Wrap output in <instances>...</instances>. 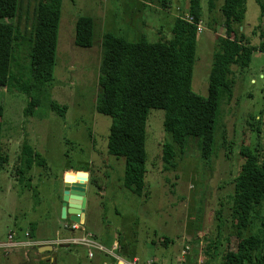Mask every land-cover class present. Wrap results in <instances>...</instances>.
<instances>
[{"label":"rangeland","instance_id":"rangeland-1","mask_svg":"<svg viewBox=\"0 0 264 264\" xmlns=\"http://www.w3.org/2000/svg\"><path fill=\"white\" fill-rule=\"evenodd\" d=\"M223 2L217 0L210 8L209 0H201V30L198 29L191 87L205 98L209 94L216 39L226 37L220 12ZM35 6L36 0H20L16 17L1 26L4 30L18 28L21 36L11 49L14 85L29 79V32ZM246 9L239 33L250 43L253 53L248 67L241 68L240 60L231 67L230 89L220 108L212 154L211 146L207 149L210 159H203L209 138L204 141L191 137L180 156L164 161L165 145L172 143L164 126L165 110L150 109L145 145L148 172L143 196L139 197L123 186L125 159L108 153L112 118L95 108L103 37L110 33L131 42L143 37L150 42L169 40L175 19L184 16L190 20L193 11L188 0H62L52 83L44 91H33L30 97L19 86L0 88V147L10 159L0 167V243L9 241L10 233L23 239L26 231H36L39 226L53 236L56 231L68 232L56 224L62 206V176L67 170L87 167L96 174V183L89 187L96 203L95 215L87 223L90 240L109 250L117 236L124 237L123 243L131 254L128 259L136 256L137 264H180L185 247H189L187 264H222L226 249L235 251L239 245L234 236L232 197L244 162L243 152L257 143V134L262 135V140L264 136V16L260 18L255 0H246ZM82 16L92 18L94 23L90 48L74 44L75 24ZM32 97L39 104L26 112ZM53 104L61 109L66 106V113L53 111ZM25 141L45 162L21 175L20 156ZM259 218L250 233L264 231V206ZM166 238L168 246L162 244ZM118 243L117 252L122 256ZM69 247L70 250H59L56 264H80L85 251L88 256L84 246ZM5 253L0 249V264H30L25 262L24 252ZM95 255L100 264H114L100 251H93V257L88 258Z\"/></svg>","mask_w":264,"mask_h":264},{"label":"trees","instance_id":"trees-1","mask_svg":"<svg viewBox=\"0 0 264 264\" xmlns=\"http://www.w3.org/2000/svg\"><path fill=\"white\" fill-rule=\"evenodd\" d=\"M19 1L0 0V88L19 86L30 97L33 91H44L54 79L62 0H36L29 32L32 44L29 79L22 85L18 82L14 85L16 79L11 73V49L21 36L18 28L4 30L1 26L6 20L16 17ZM188 1L193 11L192 18H176L169 40L150 42L143 37L131 42L110 33L103 37L98 77L100 90L95 108L98 113L112 118L108 153L125 159L123 186L139 197L143 196L148 172L145 145L149 110H165L164 126L172 143L165 145L164 161L180 156L187 139L191 137L204 141L209 138L210 143H206L203 150V159L209 160L219 125L220 108L230 89L231 67L240 60V67L246 68L251 61L253 49L244 35L239 33L247 10L246 0H224L220 12L225 21L226 37L216 39L208 96L205 98L196 94L191 83L196 62L198 24L202 21L201 0ZM255 1L262 18L264 0ZM216 2L209 0V7L213 8ZM93 35L92 18L79 17L75 24L74 44L80 48H90L93 46ZM5 76L7 79L3 78ZM38 104L37 98L32 97L26 112H32ZM52 109L64 115L67 107L61 109L53 104ZM253 120L260 122L256 117ZM2 131L0 123V144ZM210 146L211 154L207 151ZM243 156L244 162L236 176L232 197L234 236L239 240V245L235 251L226 249L222 264H264V231L250 233L254 222L260 219L259 214L264 206V136L262 140V135L257 134V143L248 146ZM9 160L0 147V167L7 165ZM44 162L31 144L23 142L19 174L29 173L34 165L39 166ZM76 171L88 172V168ZM90 183H96L92 176ZM169 242L166 238L162 244L168 246Z\"/></svg>","mask_w":264,"mask_h":264},{"label":"crops","instance_id":"crops-1","mask_svg":"<svg viewBox=\"0 0 264 264\" xmlns=\"http://www.w3.org/2000/svg\"><path fill=\"white\" fill-rule=\"evenodd\" d=\"M75 170H67L64 172L63 176L65 175V173L68 172H74ZM89 174V180L87 182V204H86V212H85V225L82 227V230L80 231H71L70 229H68V232L66 231L63 233H58L56 231V233L53 235H51L50 233H46L45 230H42L38 227V229L36 231H33L31 233V229L26 231L28 232L30 235L29 240L25 237V233H24V237L23 239H17L16 237H14V242L17 245V247L15 249H13L11 252V254H21V252L23 253L24 259L26 263H30V264H56L57 259L56 256L59 252L60 249H64V250H70L71 248L69 247V245H64L61 244L60 242H62V240L68 239L70 237H78V236H82L83 234L87 233V223L89 221L90 218H92L95 215V210H96V203L95 200H93L90 197V193H89V187L92 186L93 184L90 183V177L92 176L93 179H96V174L92 171H88L87 172ZM62 176V187H63V179ZM61 207L59 209V218L56 221V224L58 226H63L65 227L67 224H70L71 221L67 218V219H62L61 217ZM36 225H38V222L35 223ZM66 228V227H65ZM11 234V233H10ZM9 234V235H10ZM124 237L122 236H117L114 239V242H120L121 244V249H122V253L120 252V254L122 255L123 258L129 260V255L128 254V249L125 247V244L123 243ZM28 242H32L33 244H35L32 247H26V246H20V244H26ZM113 242V243H114ZM112 243V245H113ZM3 243H0V245ZM50 247H52L50 249ZM20 251V252H19ZM10 254V255H11ZM89 256H87V252L85 251V254L83 255V258L80 262V264H100L99 258L98 256L93 258V259H89ZM137 257L132 255V259H136Z\"/></svg>","mask_w":264,"mask_h":264},{"label":"water","instance_id":"water-1","mask_svg":"<svg viewBox=\"0 0 264 264\" xmlns=\"http://www.w3.org/2000/svg\"><path fill=\"white\" fill-rule=\"evenodd\" d=\"M68 174L65 173L63 182L61 217L84 226L89 174L84 171L72 172L75 177Z\"/></svg>","mask_w":264,"mask_h":264},{"label":"built area","instance_id":"built-area-1","mask_svg":"<svg viewBox=\"0 0 264 264\" xmlns=\"http://www.w3.org/2000/svg\"><path fill=\"white\" fill-rule=\"evenodd\" d=\"M198 29H199V31L201 30L200 27H198ZM65 227L67 229H70L71 231H80V230H82L83 225H81L79 223L71 222L70 224H67ZM29 235L30 234L28 232L25 233V237L28 239V241H30ZM89 237H92V235L86 233V234H83L82 236L70 237L68 239L62 240V242H60V243L64 244V245L75 244V245H81V246L86 247L88 249L89 258L93 257V251H98V252L100 251L102 253H105L109 257H111L114 264H137L138 259H134V260L129 261V260L124 259L122 256H120L118 254V252H117L119 249V243L118 242H114L112 248L107 250L101 244L95 243L94 241L90 240ZM8 240L9 241L0 245V249L5 250L6 255L10 251H12L13 249H15L17 247V245L14 242V235L12 233L8 236ZM34 245L35 244H33L32 242H28L26 244H20V246H26V247H32ZM188 251H189V247H185L181 251V257L180 258H182V259L180 261V264H187L188 263V261L186 260V258H188ZM148 264H152V263L149 262Z\"/></svg>","mask_w":264,"mask_h":264}]
</instances>
